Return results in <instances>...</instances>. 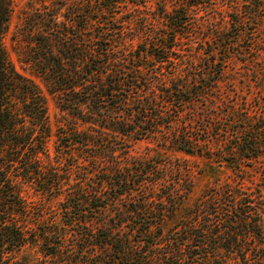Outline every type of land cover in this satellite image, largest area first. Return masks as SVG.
<instances>
[{"label":"trees","instance_id":"obj_1","mask_svg":"<svg viewBox=\"0 0 264 264\" xmlns=\"http://www.w3.org/2000/svg\"><path fill=\"white\" fill-rule=\"evenodd\" d=\"M104 1L107 8L117 0ZM160 12L165 27L144 30L133 48L119 40L121 26L104 22L84 57L39 61L38 75L72 120L54 132L46 96L6 60L0 43V264H264L259 190L216 182L180 209L183 194L165 182L172 164L125 154L123 136L138 139L162 127L169 130L163 139L182 151L206 145L190 122L172 124L183 104L208 90L197 80L191 90L174 74V38L188 27V13L183 6ZM8 20L0 4V36ZM64 43L58 51L66 54ZM208 55L200 79L207 75L212 88L223 62ZM263 116L232 119L217 159L240 166L256 157L264 148Z\"/></svg>","mask_w":264,"mask_h":264},{"label":"rangeland","instance_id":"obj_2","mask_svg":"<svg viewBox=\"0 0 264 264\" xmlns=\"http://www.w3.org/2000/svg\"><path fill=\"white\" fill-rule=\"evenodd\" d=\"M191 2L117 0L106 8L104 0H0L9 13L0 43L6 60L16 71L32 79L46 96L47 113L54 132L58 126L66 127L67 121L72 120L58 108L55 97L38 75L40 60L49 56L84 57L88 44L95 42L90 41L95 40L90 36L100 30L104 22L121 26L119 40L133 48L144 39V30L165 27L160 14L162 8L171 12L183 6L190 23L188 27H181L174 38L177 44L174 74L178 82L186 80L191 90L196 80L199 85H208L211 78L205 75L200 79L212 59L208 54L213 53L216 61L223 62L214 87L205 85L208 90L191 104H183L179 116L172 121L173 127L179 126L181 120L190 122L197 136L206 139H200L199 143L206 142V145L197 151H182L171 145L170 137L163 139L162 131L169 133V130L162 127V131H153L138 139L123 136L121 140L127 144L125 154L129 160L172 164L165 182H173L183 194L180 209L190 206L204 189L216 182H229L255 193L259 190L264 198V148L240 166H229L217 159L218 150L231 136L228 131H231L229 122L232 119L257 120L264 115V0ZM63 40H66L63 47L67 48L63 50H67L66 54L58 51L61 46L58 44ZM76 48L83 51L78 52ZM217 67H211L210 74L216 76ZM184 96L187 95L184 93ZM77 124L78 128L86 126ZM260 124L264 126V116ZM224 128L228 131L223 134ZM54 137L52 133L51 138ZM53 155L51 151V161ZM24 194L31 199L39 197L30 187H25ZM50 207L55 206L50 203ZM171 224L172 220L168 219L164 225L169 228Z\"/></svg>","mask_w":264,"mask_h":264}]
</instances>
